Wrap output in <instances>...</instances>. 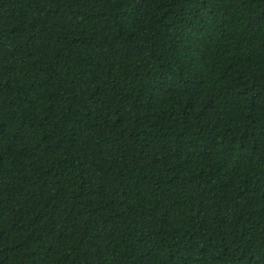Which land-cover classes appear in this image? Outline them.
Instances as JSON below:
<instances>
[{
    "label": "trees",
    "instance_id": "trees-1",
    "mask_svg": "<svg viewBox=\"0 0 264 264\" xmlns=\"http://www.w3.org/2000/svg\"><path fill=\"white\" fill-rule=\"evenodd\" d=\"M0 264H264V0H0Z\"/></svg>",
    "mask_w": 264,
    "mask_h": 264
}]
</instances>
